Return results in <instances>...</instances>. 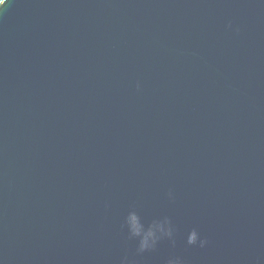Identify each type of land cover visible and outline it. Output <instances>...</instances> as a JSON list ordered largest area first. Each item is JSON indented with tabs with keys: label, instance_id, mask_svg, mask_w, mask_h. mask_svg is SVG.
<instances>
[{
	"label": "water",
	"instance_id": "1",
	"mask_svg": "<svg viewBox=\"0 0 264 264\" xmlns=\"http://www.w3.org/2000/svg\"><path fill=\"white\" fill-rule=\"evenodd\" d=\"M132 210L175 247L138 255ZM173 255L264 264V0H9L0 264Z\"/></svg>",
	"mask_w": 264,
	"mask_h": 264
},
{
	"label": "clouds",
	"instance_id": "2",
	"mask_svg": "<svg viewBox=\"0 0 264 264\" xmlns=\"http://www.w3.org/2000/svg\"><path fill=\"white\" fill-rule=\"evenodd\" d=\"M9 5V0H0V15L3 14L6 7ZM228 28H232V24H228ZM140 87L139 82L137 88ZM170 200L175 199L172 191L168 192ZM124 228L127 231L128 238L137 242V254H144L155 251L160 242L167 240L172 246L176 245V228L170 217L153 219L150 223H146L142 216L136 210L129 211L124 219ZM209 240L203 237L200 231L193 227L188 231L186 236V245L191 247H199L201 249L207 247ZM121 264H130L127 256L123 258ZM166 264H186L183 257L179 255L170 256Z\"/></svg>",
	"mask_w": 264,
	"mask_h": 264
}]
</instances>
